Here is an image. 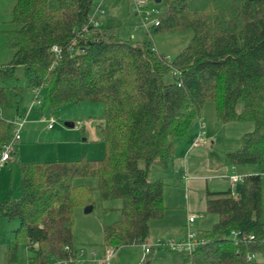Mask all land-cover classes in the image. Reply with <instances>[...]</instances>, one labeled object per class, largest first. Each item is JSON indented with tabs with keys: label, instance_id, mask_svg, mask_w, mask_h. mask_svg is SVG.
<instances>
[{
	"label": "trees",
	"instance_id": "1",
	"mask_svg": "<svg viewBox=\"0 0 264 264\" xmlns=\"http://www.w3.org/2000/svg\"><path fill=\"white\" fill-rule=\"evenodd\" d=\"M93 7L94 0L12 5L6 35L13 55L0 64V104L25 115V94L40 88L42 110L100 101L105 114L98 133L106 149L101 158L21 163V195L0 201V215L18 219L5 264H15L21 242L32 264H54L50 255L79 264L81 251L84 264H108L92 260L98 253L88 257L76 241L75 208L94 205L95 189L102 201L122 200L120 218L103 226L105 248L144 243L150 220L165 208V181L150 177V165L169 166L178 140L200 119L207 101L215 103L222 121L254 122L226 157L255 163L258 171L228 189L208 191L207 211L218 219L200 233L205 241L195 250L181 251L183 262L264 264V0H209L205 9L193 8L191 0H147L146 9L158 8L152 16L159 23L140 40L121 38L118 24L101 26L98 19L95 25ZM186 29L193 35L173 58L154 44L157 32ZM169 72L173 79L165 77ZM12 137L0 117V146ZM80 176L97 177V186L75 182ZM139 264H151V258Z\"/></svg>",
	"mask_w": 264,
	"mask_h": 264
},
{
	"label": "rangeland",
	"instance_id": "2",
	"mask_svg": "<svg viewBox=\"0 0 264 264\" xmlns=\"http://www.w3.org/2000/svg\"><path fill=\"white\" fill-rule=\"evenodd\" d=\"M15 0H0V64L8 62L12 55L13 49L7 43L6 29L11 26V8ZM55 0H52L54 3ZM134 0H94V7L92 15L96 14V8L101 7L103 12L97 13L101 16V26L119 25V35L123 39L132 38L134 40L143 39L146 36L147 28L140 22V16L133 9ZM191 5L195 9H205L209 7V0H191ZM193 35L192 29H186L177 32H157L153 35L154 44L170 58H173L176 53L185 46ZM167 79H173V73L169 72L165 76ZM41 99L45 95V89L40 88L38 93L29 91L25 94L22 109L26 111V121L20 129L22 139L28 140L23 144L31 141L28 145L30 150H24V162L34 160H53V159H76L82 156L89 158H101L105 155V141L98 133V124L104 123L105 106L100 101H82V102H67L61 106L55 107L52 110L47 106L44 113L41 112V106L36 101L35 95ZM205 111L206 118V132L204 138L210 140L209 146L213 149L219 158L229 167L227 174L241 173L240 166L254 165L255 163H236V167L229 161L225 160V150L238 147L241 144L243 134L254 128L252 120L244 121H222L216 117L215 103L207 101L202 109ZM41 112V113H40ZM43 113V114H42ZM42 115L48 117L55 116L54 125L48 128L47 123L40 119ZM19 113L16 108L11 106H2L0 104V117H3L7 126L10 128L11 135L15 134V125L13 124L15 117ZM213 121L208 123V118ZM66 122H73L74 125H67ZM216 135L211 136V131ZM199 132L195 138H197ZM30 137V139H29ZM13 138V137H12ZM17 139L13 138L12 149L17 148ZM215 140L214 143H211ZM10 153L12 157L16 156L14 151ZM3 148L0 146V155ZM22 161V162H23ZM255 166V165H254ZM11 168H15L12 165ZM13 172V169L11 170ZM258 171V170H257ZM10 174V179L12 177ZM18 185L16 180L13 181L12 189L14 197L21 195L20 173L18 170ZM242 174V173H241ZM75 182H84L90 186H97L98 179L95 176H80L75 179ZM226 182V181H225ZM226 185V184H225ZM227 186V185H226ZM228 187V186H227ZM228 189V188H227ZM262 189H263V207H264V173L262 174ZM95 204L91 211H85V206H78L75 208V234L76 241L82 246H85L88 257L93 253H98L99 262H107L108 264H138L144 258L145 251L143 244L140 246L134 244H125L116 247L113 254L106 259V249L103 245V226L120 218V206L122 200L120 198L112 199L110 201H102L98 189L94 191ZM110 207L108 211H104V207ZM212 216L214 220L218 219V214L215 212L208 213V220L204 225L198 226V222H194L192 229L201 232L204 229H210L213 225L211 221ZM155 220V219H152ZM154 222V221H153ZM18 225L17 218H8L0 216V264H5V254L10 242L14 238L13 228ZM163 229L166 231L162 238L158 241H170L172 239L183 238V236H173L175 233L168 231L170 224L163 223ZM169 225V226H168ZM157 229L159 225L157 224ZM188 229V227H187ZM172 230V229H171ZM168 231V232H167ZM155 244V243H154ZM112 249L111 247H108ZM95 251V252H94ZM51 261L56 258L52 255ZM104 258V259H103ZM151 264H185L182 259L181 251L171 249L169 247H159L155 245V249L150 256ZM15 264H32L28 258V251L24 242H21L18 247V257Z\"/></svg>",
	"mask_w": 264,
	"mask_h": 264
},
{
	"label": "crops",
	"instance_id": "3",
	"mask_svg": "<svg viewBox=\"0 0 264 264\" xmlns=\"http://www.w3.org/2000/svg\"><path fill=\"white\" fill-rule=\"evenodd\" d=\"M99 12L100 11H97L94 17L99 19L101 24V16L97 14ZM41 112L44 113V110L41 109ZM42 114L40 119L45 121L48 126L50 117L46 116L45 114L44 115ZM26 115L27 114H25V117ZM205 118H206V114L205 111H203L200 119L193 124L189 133L178 140L175 155L168 167H164L162 164L157 162L150 165L149 168L150 177L151 178L162 177L165 181V189H164L165 208L161 216L152 218L155 220L152 219L150 220V234L145 242H150V243L158 242L159 238H162V236L166 234L165 233L166 231H164L163 229L164 226L163 223L170 224V228L168 229V231H171L170 234L174 232L175 234L173 236H177V237L183 236L184 234H186V231L188 230L187 227H188V219L190 214H197L194 222L197 221L198 226L200 225L206 226L204 225V223L208 220V213H210L207 211L208 191L225 190L232 186L229 180V176H228L229 174H227L229 167L223 162L221 158H219V156L216 155V153H214L213 149L209 146L210 140H206L207 137L204 138L203 136L199 144L196 145L194 144L197 132H199V121L204 120ZM207 120H208L207 125L209 122L211 123L213 121L212 118H211L212 121L210 120V118H208ZM237 121H244V120H237ZM52 127L48 126V128H52ZM214 135H216V133L213 132L212 129L211 136ZM22 138L23 137L21 135L20 138L16 140L18 142L15 151L12 149L16 153L15 154L16 156L12 157V155L10 154V158L7 160V162L0 165V201L7 199L9 197H14L13 192L15 191L11 189L13 186L14 179L16 180L18 185V180H19L18 170L21 177L20 165L21 163L24 162L23 160L25 156V155L22 156V152L24 150H27L26 148H28V145L32 144L31 142H33L31 141L27 144H23L28 140H24L21 143L20 140ZM214 142L215 140L211 141V143ZM28 150H30V147L28 148ZM228 150L230 149L225 150L224 153L226 161H229L226 157V151ZM235 164L236 163H232V165L236 167ZM12 165L15 166V168H11ZM254 165H249V164L242 165L240 166L241 167L240 169L242 170L240 172L244 175L252 172H257L258 166L256 164ZM12 169L13 172L11 171ZM11 173L13 174L10 179L9 177ZM20 184H21V180H20ZM211 219H212L211 221L214 223L215 222L214 216H212ZM194 222L192 226L194 225ZM157 224L159 225L160 229H157ZM197 230H198L197 232L200 234L201 229L197 228ZM133 244L140 246L142 243H133ZM153 251L154 250H152L148 254L149 257L151 256Z\"/></svg>",
	"mask_w": 264,
	"mask_h": 264
},
{
	"label": "built area",
	"instance_id": "4",
	"mask_svg": "<svg viewBox=\"0 0 264 264\" xmlns=\"http://www.w3.org/2000/svg\"><path fill=\"white\" fill-rule=\"evenodd\" d=\"M147 3V0H134L133 2V9L134 11L138 14V16H140V22H142L144 24V26L146 28H148L151 24L153 23H159V19L157 16H152V14L154 12L158 11L157 7H152V8H145V5ZM96 11H100L102 12L103 9L101 7L96 8ZM94 17V16H93ZM92 17V18H93ZM93 22L95 25L99 24V20L97 18H93ZM53 50L58 52L59 51V47L57 45L53 46ZM39 89H35V92L38 93ZM36 101L39 103L40 102V98L36 97L35 98ZM26 121L25 119V115H21L19 114L17 117H15L14 119V125H15V134L13 136L14 139H18L20 138L21 134H20V129L22 127V125L24 124V122ZM54 121H55V116L51 115L49 118V127H52L54 125ZM206 122L203 120L199 121V135L198 137L195 139L194 144H199L204 136V133L206 132ZM13 138L5 143L3 145V151L0 157V165L4 164L5 162H7V160L10 158V153L12 151V141ZM229 180L232 186L236 185L238 182L242 181L245 177L244 174L241 173H232L229 174ZM197 214H190L189 219H188V232L187 235L184 238L181 239H172L170 241H158L154 243H150V242H144L143 247H144V251H145V255L144 258L146 257V255H148L152 250L155 249V245L159 246V247H169L171 249L174 250H178V251H187V252H192L193 250L196 249V247L201 244L202 242L205 241V238L201 236V234H199L197 231L193 230L191 228L193 222L196 219ZM239 231L237 230H232V234L237 235ZM244 236H247V234H244ZM250 237H253V234H249ZM114 248L112 249H107L106 252V259H108L114 252ZM95 252V251H94ZM81 257L79 259V264H84V261L87 259V257L83 254V251H81ZM95 254V253H93ZM53 256V255H52ZM252 254H249L248 257L252 258ZM56 258V257H55ZM100 258H97L96 256H93L92 260H97ZM104 259V258H103ZM65 261L62 259H58L56 258L55 261H53L54 264H63ZM185 264H194L193 261L188 260L185 262Z\"/></svg>",
	"mask_w": 264,
	"mask_h": 264
},
{
	"label": "water",
	"instance_id": "5",
	"mask_svg": "<svg viewBox=\"0 0 264 264\" xmlns=\"http://www.w3.org/2000/svg\"><path fill=\"white\" fill-rule=\"evenodd\" d=\"M67 125L73 126L74 123L73 122H66ZM94 205L93 204H88L85 205V211H91L93 209Z\"/></svg>",
	"mask_w": 264,
	"mask_h": 264
}]
</instances>
